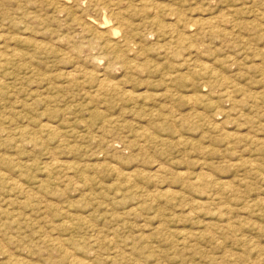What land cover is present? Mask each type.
<instances>
[{
	"label": "rangeland",
	"instance_id": "obj_1",
	"mask_svg": "<svg viewBox=\"0 0 264 264\" xmlns=\"http://www.w3.org/2000/svg\"><path fill=\"white\" fill-rule=\"evenodd\" d=\"M0 264H264V0H0Z\"/></svg>",
	"mask_w": 264,
	"mask_h": 264
},
{
	"label": "bare ground",
	"instance_id": "obj_2",
	"mask_svg": "<svg viewBox=\"0 0 264 264\" xmlns=\"http://www.w3.org/2000/svg\"><path fill=\"white\" fill-rule=\"evenodd\" d=\"M110 26V25H109Z\"/></svg>",
	"mask_w": 264,
	"mask_h": 264
}]
</instances>
